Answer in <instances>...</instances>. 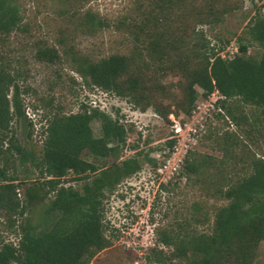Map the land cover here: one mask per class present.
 <instances>
[{"label":"rangeland","instance_id":"rangeland-1","mask_svg":"<svg viewBox=\"0 0 264 264\" xmlns=\"http://www.w3.org/2000/svg\"><path fill=\"white\" fill-rule=\"evenodd\" d=\"M9 1L20 20L9 35L0 34V56L21 74L26 119L13 126L24 149L39 152L40 126L44 124L42 116L46 109L70 114L86 106L97 108L112 118L119 117L128 129L127 144L120 150L119 159L97 161L96 175L102 171L114 174L120 162L126 159L133 158L139 164L138 172L122 178L113 189L105 190L102 224L110 245L90 264H184L172 257V250L159 241L160 236L186 231L210 232L215 212L227 204L217 190L250 173L252 160H264L261 109L230 99L227 107L235 121L226 112L228 119L217 117L216 111L208 105L201 106L194 118L192 113L188 115L192 109L188 89L195 70L199 69L191 32L202 29L210 46L225 58H231L239 38L245 36L247 24L259 11L264 16V0H213L216 5L232 10L223 16L222 22L202 27L196 24L198 18L194 12L204 0ZM89 16L94 18L95 27L89 24ZM97 22L101 24L95 25ZM38 47L56 49L60 61H38L35 57ZM262 53V49L252 44L247 55L259 59ZM73 54L91 61L113 54L130 57L131 76L167 118L157 114L153 107L140 111L115 93L85 86L73 71ZM154 55H161L163 59L147 60ZM193 89L198 102L204 101L201 100L202 90L196 86ZM218 96L209 98L214 102ZM204 121V127L201 126L196 136H189V131L183 129L175 146L172 149L167 146L166 143L174 139L173 126L187 124L188 129ZM90 126L95 138L100 139L99 122L92 121ZM190 150L200 164L198 172L181 178L180 169L177 176L169 179L170 167L179 160L182 164ZM85 157L90 162L95 161L87 153ZM147 158L155 160L157 166L152 167ZM167 161L169 169H164L159 178L158 168ZM14 173L22 182L18 191L22 200L38 179V172L26 161L20 162ZM91 180H74L70 174L63 184L82 193L83 186ZM166 184L167 188L162 189ZM53 198L51 194L33 202L19 223L30 226L35 234L49 229L60 217L57 211L46 214ZM18 240L19 235L7 229L0 215V242L17 244ZM263 263L264 242L260 243L254 261V264Z\"/></svg>","mask_w":264,"mask_h":264},{"label":"trees","instance_id":"trees-1","mask_svg":"<svg viewBox=\"0 0 264 264\" xmlns=\"http://www.w3.org/2000/svg\"><path fill=\"white\" fill-rule=\"evenodd\" d=\"M200 8L194 13L198 18L196 24L201 27L222 22L223 16L232 10L216 5L213 0H204ZM19 20L18 12L10 1L0 0V34L9 35L17 28ZM88 21L91 27H95L92 16ZM191 39L194 40L192 49L199 69L195 70L188 89V101L192 106L188 115L193 113L198 102L193 86L202 90L201 100L208 99L215 91L219 93L222 98L214 104L215 111L220 109L215 113L219 118L236 120L227 107L230 99H239L243 105L261 109L264 113L262 13L259 11L247 24L245 36L239 38L231 58H225L211 47L202 29L191 32ZM252 44L263 50L259 59L247 55ZM35 57L45 63L60 61L57 50L48 47H38ZM162 57L154 55L147 60L159 62ZM72 63L73 71L82 78L85 86L115 93L140 111L153 107L157 114L167 118L140 89L138 80L131 76L133 62L130 57L113 54L91 61L73 54ZM21 92L20 72L13 70L10 62L0 56V215L7 229L19 235L17 244L0 242V264H90L110 245L102 224L105 190L113 189L122 178L139 170L138 162L130 158L120 162L114 174L102 171L96 175L99 171L97 161L119 159L120 150L127 144L128 129L119 117L112 118L97 108L83 106L79 112L70 114L48 108L43 112L44 124L40 126L42 142L36 154L24 149L13 126L26 119ZM92 121L100 124V139L93 135ZM197 129L198 133L202 130L200 124ZM176 143L171 139L166 144L172 149ZM86 153L95 161L90 162L85 157ZM147 159L152 167L157 166L155 160ZM26 161L38 172V179L21 200L18 191L22 182L17 180L14 171L20 162ZM251 164L250 173L217 190L227 204L215 212L210 232L186 231L160 236L159 241L172 250L174 259L184 264H254L258 247L264 242V160L256 158ZM199 167L195 154L190 150L182 162L179 177L187 178V175L197 173ZM70 174L74 180H92L83 186L82 193H77L63 184ZM92 175L96 176L91 178ZM167 186L161 188L166 189ZM51 194L54 198L46 214L49 216L57 211L60 217L49 229L35 234L30 226L19 223L33 202L44 200Z\"/></svg>","mask_w":264,"mask_h":264},{"label":"built area","instance_id":"built-area-1","mask_svg":"<svg viewBox=\"0 0 264 264\" xmlns=\"http://www.w3.org/2000/svg\"><path fill=\"white\" fill-rule=\"evenodd\" d=\"M212 96L213 95H219V93L217 92V91H215L214 93H212L211 94ZM222 97H220V96H218V99L217 100H219V99H221ZM216 100V101H217ZM212 101V99L211 98H209V99H206V100H204V101H200V102H197V104H196V106H195V109L193 110V113H192V118H194V115L196 114V111L197 110H200L201 109V106H204V105H208V108H213V110H215V107H214V104H215V102L216 101H214V102H211ZM213 103V104H212ZM210 106V107H209ZM207 108V109H208ZM216 111H220V109H216ZM202 118V117H201ZM204 118H206V117H204ZM204 118H202V119H204ZM205 120V119H204ZM197 124H200V130H201V126H202V128H203V124H202V122H198ZM191 125V124H190ZM186 127H187V124H176L175 126H173V130H172V132H173V134H172V137L178 142L179 141V139H180V136H181V134H182V131H183V129L184 130H187V131H189V136H192V137H194V136H196L197 135V133H198V129H197V125H196V127H194V128H188V129H186ZM181 160H179V162H180ZM179 162L177 163V164H173V166H171L170 167V170H171V177H169V179H171L173 176L175 177V176H177L178 174H179V170H180V168H181V165L182 164H179ZM170 164V162L169 161H167L165 164H161L160 166H159V168H158V175H159V178H162V175H163V170L164 169H169L168 168V165ZM170 170H169V173H170ZM164 177V176H163Z\"/></svg>","mask_w":264,"mask_h":264}]
</instances>
